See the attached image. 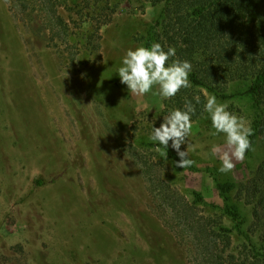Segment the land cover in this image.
I'll use <instances>...</instances> for the list:
<instances>
[{
  "label": "rangeland",
  "instance_id": "rangeland-1",
  "mask_svg": "<svg viewBox=\"0 0 264 264\" xmlns=\"http://www.w3.org/2000/svg\"><path fill=\"white\" fill-rule=\"evenodd\" d=\"M118 7L93 18L84 3L63 0V35L38 8L0 0V264H198L163 194L169 187L194 204L198 191L199 212L217 216L212 204L224 199L214 179L237 186L244 230L252 224L237 193L264 162V141L222 174L211 148L224 136L209 135L203 112L187 138L195 163L176 167L171 141L165 149L150 140L173 98L130 95L117 73L127 50L145 47L158 10L126 0ZM216 98L251 126L250 99Z\"/></svg>",
  "mask_w": 264,
  "mask_h": 264
},
{
  "label": "trees",
  "instance_id": "trees-1",
  "mask_svg": "<svg viewBox=\"0 0 264 264\" xmlns=\"http://www.w3.org/2000/svg\"><path fill=\"white\" fill-rule=\"evenodd\" d=\"M110 1L72 0L74 6L79 3L87 5L93 18L97 12L102 17L105 10L114 14L123 0H116L119 2L114 7L108 4ZM126 1H138L144 7L158 10L143 39L145 47L153 43H160L165 51L174 47L176 56L170 58L169 63L179 59L192 65L191 86L182 88L173 97L172 108L183 110L187 99L196 109L192 120L198 119L204 112L206 99L203 94L196 93V88H204L221 99L241 97L252 101L254 115L249 137L252 147L246 154L249 157L257 143L264 141V0ZM18 2L25 11L38 8L45 14L48 26L59 28L58 34H68L69 26L59 13L63 0ZM197 96L200 97L199 103L195 100ZM167 158L176 163L180 159L171 153ZM214 180L220 197L224 199L223 207L212 204L218 210L217 216L199 212L197 204H204L205 199L198 191L194 192V204H190L169 187L164 190V201L188 240L189 252L198 264H264V162L237 193L238 200L252 210V224L248 231L244 230L247 219L240 204L232 197L237 186ZM225 219L231 221V227L225 224ZM234 236L242 238L241 246L234 247Z\"/></svg>",
  "mask_w": 264,
  "mask_h": 264
},
{
  "label": "clouds",
  "instance_id": "clouds-1",
  "mask_svg": "<svg viewBox=\"0 0 264 264\" xmlns=\"http://www.w3.org/2000/svg\"><path fill=\"white\" fill-rule=\"evenodd\" d=\"M176 56L174 47H169L167 51L160 43H153L150 47L140 46L135 50H127L122 60V66L117 73L120 82L127 86L130 95L143 96L152 92L154 96L162 99L175 97L182 88H189V74L192 65L189 61L173 60ZM156 89L153 92V89ZM196 103L200 102V97H195ZM229 105L217 101L215 95L207 96L204 112L209 114L211 125L214 129L209 135L219 136L223 134L224 144H213L211 154L218 156L221 167L218 171L227 174L234 170L235 162L243 161L247 152L251 149L249 137L252 129L248 121L243 116H238L228 110ZM195 107L191 101L185 99L183 110L177 108L163 117L160 127H153L150 140L162 145L165 149L171 147L177 152L179 161L178 168H190L194 161L189 159V152L194 150L187 138L192 131V116L195 114ZM187 144V151H181V146ZM156 151H160L157 147Z\"/></svg>",
  "mask_w": 264,
  "mask_h": 264
}]
</instances>
